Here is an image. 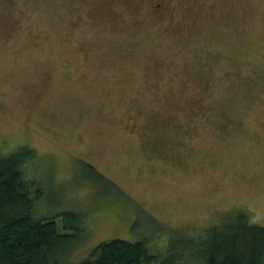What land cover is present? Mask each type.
<instances>
[{"label":"rangeland","instance_id":"rangeland-1","mask_svg":"<svg viewBox=\"0 0 264 264\" xmlns=\"http://www.w3.org/2000/svg\"><path fill=\"white\" fill-rule=\"evenodd\" d=\"M21 146L36 216L81 217L61 261L264 226V0H0V151Z\"/></svg>","mask_w":264,"mask_h":264},{"label":"trees","instance_id":"trees-1","mask_svg":"<svg viewBox=\"0 0 264 264\" xmlns=\"http://www.w3.org/2000/svg\"><path fill=\"white\" fill-rule=\"evenodd\" d=\"M33 151L28 146L9 156L0 151V264H76L79 261L68 260L70 251L63 261L56 255L65 244L79 240L81 217L70 210L36 216L43 187L24 172ZM249 217L239 211L233 220L207 231L202 240L173 245L164 255L152 253L144 240H104L79 264H186L187 259L197 264H264V226L251 223Z\"/></svg>","mask_w":264,"mask_h":264}]
</instances>
